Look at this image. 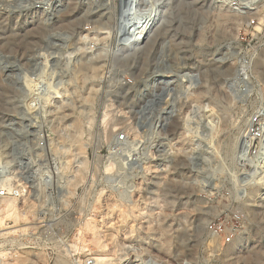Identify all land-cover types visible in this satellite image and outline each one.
Masks as SVG:
<instances>
[{"label": "rangeland", "instance_id": "374dc122", "mask_svg": "<svg viewBox=\"0 0 264 264\" xmlns=\"http://www.w3.org/2000/svg\"><path fill=\"white\" fill-rule=\"evenodd\" d=\"M257 144L264 0H0V264H264Z\"/></svg>", "mask_w": 264, "mask_h": 264}, {"label": "built area", "instance_id": "2783aa9c", "mask_svg": "<svg viewBox=\"0 0 264 264\" xmlns=\"http://www.w3.org/2000/svg\"><path fill=\"white\" fill-rule=\"evenodd\" d=\"M250 135L253 139L257 140L261 138V132L256 127L250 130ZM119 140L123 139V135L118 136ZM39 147L43 148V142L39 143ZM238 159L243 165H247L248 167L255 168L259 167L261 170H264V145L257 144V145H247L240 149V153L238 154ZM247 171V170H246ZM34 177L40 178V182L43 186L48 185L51 182V176L46 174L42 167L36 168L32 170ZM36 175V176H35ZM264 176V172L263 175ZM7 195L11 196H19L18 191H12L2 188L0 189V198L6 197ZM226 242H229L230 238L226 237ZM86 264H91V262H86ZM144 264H166L164 261L155 259V258H148L144 261Z\"/></svg>", "mask_w": 264, "mask_h": 264}, {"label": "bare ground", "instance_id": "6f19581e", "mask_svg": "<svg viewBox=\"0 0 264 264\" xmlns=\"http://www.w3.org/2000/svg\"><path fill=\"white\" fill-rule=\"evenodd\" d=\"M93 241H94V244H95V245L97 244V245L101 246V244H100V242H99V239H98V238H95Z\"/></svg>", "mask_w": 264, "mask_h": 264}]
</instances>
